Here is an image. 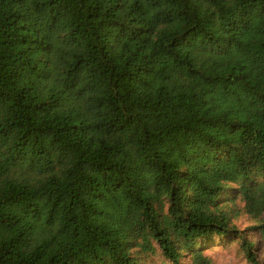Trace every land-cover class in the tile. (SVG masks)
I'll list each match as a JSON object with an SVG mask.
<instances>
[{
    "label": "trees",
    "instance_id": "obj_1",
    "mask_svg": "<svg viewBox=\"0 0 264 264\" xmlns=\"http://www.w3.org/2000/svg\"><path fill=\"white\" fill-rule=\"evenodd\" d=\"M222 239L261 264L264 0H0V264Z\"/></svg>",
    "mask_w": 264,
    "mask_h": 264
},
{
    "label": "rangeland",
    "instance_id": "obj_2",
    "mask_svg": "<svg viewBox=\"0 0 264 264\" xmlns=\"http://www.w3.org/2000/svg\"><path fill=\"white\" fill-rule=\"evenodd\" d=\"M238 229L241 231L248 230L255 224L247 216L241 215L234 221ZM254 236L251 235V238ZM258 253L261 264H264V247L258 244ZM205 253L212 259L213 264H248L241 252L237 241L232 239H222L209 243L205 246ZM155 264H163V261L157 257L153 259Z\"/></svg>",
    "mask_w": 264,
    "mask_h": 264
}]
</instances>
